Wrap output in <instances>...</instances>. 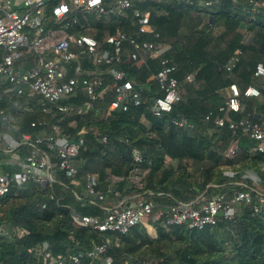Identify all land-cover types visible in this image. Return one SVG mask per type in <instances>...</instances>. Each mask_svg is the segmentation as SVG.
Masks as SVG:
<instances>
[{"label": "trees", "instance_id": "16d2710c", "mask_svg": "<svg viewBox=\"0 0 264 264\" xmlns=\"http://www.w3.org/2000/svg\"><path fill=\"white\" fill-rule=\"evenodd\" d=\"M131 1L133 6L122 17L80 14L70 30L80 35L88 33L101 44V50L110 49L106 43L110 36L121 32L136 37L140 16L149 12L150 24L160 38H144L171 46L167 57L176 65L174 77L182 98L171 112L156 116L153 102L165 96L155 79L160 62L148 59L143 66H136L127 43L121 62L114 68L125 73L126 80L142 91L144 99L143 105L130 106L127 111H109L115 99L110 88L114 79L105 73L107 66H94L87 57L82 58L84 70L98 72L104 79L98 92L105 91L88 112V97L81 90L76 96L50 104L39 96L4 95L8 85L0 76V136L8 132L16 138L23 134L35 138L53 135L58 127L72 141L85 138L75 159L80 169L77 179L57 172L67 187L31 182L0 198V226L8 232L0 235V264H51L45 257V243L55 264H74L72 256L76 255L83 256L81 264H107L108 259L110 264H264V211L255 213L251 205L240 204L233 219H220L216 226L203 230L178 226L166 230L156 224L155 235L144 225L122 235L78 226L73 221V211L101 218L107 215L106 210L85 201L88 174L97 176L99 189L108 198L103 203L106 207L132 197L173 204L207 201L220 194L231 200L235 192L248 189L264 191L260 143L242 129L234 131L228 124H214L216 118L224 116L220 111L225 105L224 92L232 85L242 93L256 87L261 96L242 95V109L229 112L230 120L264 123V78L256 76L257 67L264 66V0ZM55 4L52 2L46 10L51 20ZM64 24L67 22L59 27ZM33 64V58L19 63L27 68ZM67 69L68 76H74V65ZM63 107L70 110L60 111ZM181 120L193 128L178 126L176 122ZM232 146L235 153L227 156ZM30 150L25 146L16 155L24 159ZM136 151L141 162L136 160ZM0 166L17 171L3 163ZM137 170L142 187L131 180ZM246 171H251L256 181L246 179ZM226 172L235 175L229 177ZM75 193L83 200H78ZM19 231L24 233L20 236ZM105 242L108 247L104 254L99 258L89 256Z\"/></svg>", "mask_w": 264, "mask_h": 264}, {"label": "built area", "instance_id": "2783aa9c", "mask_svg": "<svg viewBox=\"0 0 264 264\" xmlns=\"http://www.w3.org/2000/svg\"><path fill=\"white\" fill-rule=\"evenodd\" d=\"M52 2H56L51 9L53 20L46 15V10ZM132 6L131 0H113L109 3L107 0H0V76L3 78L1 81L8 85L4 88L3 94L27 98L39 96L50 104H58L76 96L81 90L88 97L85 104V111L88 112L98 103L105 91L98 92L104 81L97 75L98 72L84 70L82 58L87 57L94 66H107L105 73L114 79L110 88L115 94V99L109 106L110 112L117 109L127 111L130 106L139 107L144 104L142 91L137 90L134 83L126 80L124 72L114 68L121 62L126 52L124 45L127 43L131 47L129 57L136 66H143L148 59L159 60L161 70L155 79L158 80L165 96L154 100L152 112L158 117L171 112L173 105L181 100L182 92L178 80L174 77L176 65L167 57L171 46L144 38L150 36L157 40L160 38L150 24L149 12L140 16L139 32L136 37L121 32L110 36L106 40L110 49L101 50V44L88 33L80 35L70 30L71 24L78 22L80 14L122 17ZM63 22L67 24L59 27ZM28 58H33L32 67L19 65ZM71 64L74 65V76L70 77L67 66ZM99 72L104 75L103 71ZM256 76L264 78V66L257 67ZM227 92L225 105L220 109L224 116L216 118L214 124L218 127L228 124L234 131L242 129L260 143L258 150L264 152V123L252 121L235 123L228 116L229 112L242 109V95L250 98L260 97V90L249 87L242 93L237 85H232ZM69 108L63 107L60 111L67 112ZM1 114L3 112H0ZM4 119L10 121L7 117ZM206 119L209 121L210 115ZM176 124L180 127L193 128L186 120L178 121ZM84 145L83 136L72 141L69 136L61 133L58 127L54 128L53 135L44 134L35 138L29 134L16 138L8 132L4 133L0 136L2 159L0 164L16 168L17 171L4 170L0 166V198L6 196L13 188L31 182L50 187L56 184L67 187L57 172H63L69 179H77L80 169L75 159ZM25 146L31 149L29 155L19 159L16 152ZM234 153L235 147L232 146L227 151V156ZM135 157L141 162L139 152H135ZM139 173L137 170L135 175ZM225 175L234 177L235 174L226 172ZM244 177L256 181L251 171H246ZM131 180L134 181V176ZM99 185L95 174L86 176L85 201L106 210V217L85 216L73 211L72 218L78 226L104 233L124 235L139 225H144L151 233L155 232L156 224H160L166 230L174 226L203 230L216 226L220 219H233L239 211L240 204L251 205L258 214L264 211V191L253 189L237 191L231 200H226L220 194L207 201L197 199L162 204L132 197L118 200L106 207L103 203L108 198L105 192L99 189ZM135 185L142 187L141 181ZM75 195L78 200H83L81 195L76 193ZM23 233L19 231L18 235L21 236ZM0 235H8L5 227L0 226ZM107 247V242L98 245L89 256L99 258L106 252ZM49 248V244L45 243L43 247L44 251L47 250L45 257L51 260V264H55L56 260ZM82 257L72 256L73 263L81 264ZM106 263L110 264L111 259Z\"/></svg>", "mask_w": 264, "mask_h": 264}, {"label": "rangeland", "instance_id": "374dc122", "mask_svg": "<svg viewBox=\"0 0 264 264\" xmlns=\"http://www.w3.org/2000/svg\"><path fill=\"white\" fill-rule=\"evenodd\" d=\"M140 181H141V176L139 174L134 175V181H133V183L134 184H139ZM151 233H152V235H155V232L154 231H151Z\"/></svg>", "mask_w": 264, "mask_h": 264}, {"label": "crops", "instance_id": "0c3cea01", "mask_svg": "<svg viewBox=\"0 0 264 264\" xmlns=\"http://www.w3.org/2000/svg\"><path fill=\"white\" fill-rule=\"evenodd\" d=\"M235 62H236V60L234 59V60L232 61V65L235 64ZM227 90H228V89H227ZM227 90H225V92H224L226 96H227V93H228Z\"/></svg>", "mask_w": 264, "mask_h": 264}]
</instances>
